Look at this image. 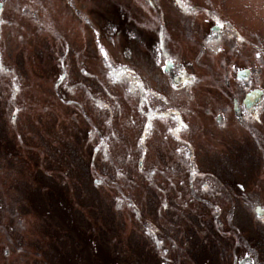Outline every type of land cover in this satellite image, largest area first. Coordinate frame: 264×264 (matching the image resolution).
Returning <instances> with one entry per match:
<instances>
[{
  "label": "rangeland",
  "instance_id": "rangeland-1",
  "mask_svg": "<svg viewBox=\"0 0 264 264\" xmlns=\"http://www.w3.org/2000/svg\"><path fill=\"white\" fill-rule=\"evenodd\" d=\"M234 1L217 0L218 9L225 14L243 0ZM72 3L8 0L0 12V264H264V140L247 118L240 136L250 152L226 137L213 140L211 112L221 104L214 107L211 91L223 94L211 86L217 58L198 65L185 28L170 33L172 49L190 65L172 95L163 67L152 62L151 54L170 48L166 32L156 35L155 11L147 30L142 3ZM80 7L95 28L87 33ZM162 7L174 19L164 0ZM241 12L240 23L227 18L247 44L261 35L260 21L251 9ZM247 46L236 58L251 64ZM225 65L214 69L221 79ZM66 76L69 89L60 83ZM166 156L170 165L160 167ZM168 196L172 207L163 204Z\"/></svg>",
  "mask_w": 264,
  "mask_h": 264
},
{
  "label": "flooded vegetation",
  "instance_id": "flooded-vegetation-1",
  "mask_svg": "<svg viewBox=\"0 0 264 264\" xmlns=\"http://www.w3.org/2000/svg\"><path fill=\"white\" fill-rule=\"evenodd\" d=\"M59 1V0H57ZM135 3H142L145 6V12L148 14V22L146 23V29L150 30L151 26V18L150 15L153 14L155 11L157 14V18L159 21H157V24L154 28L156 35L165 33L166 36L163 39V42H168L170 45V48L167 51H155V55H152V62H155L158 66L163 67V72L166 80V85L168 87V90H164L169 92L173 95L172 87H182V82L184 81V75L186 72V67H189L190 65L186 62L184 57L179 54L178 52L175 53L174 50L171 47L169 38L170 33H174V30L176 32L184 33L185 28V37L192 42V44L196 45V51L197 54L196 62L197 64H202V58L205 59L206 57L210 58V64L212 60H215L219 62V64L216 65H223V63H226V65L223 67V73L222 79L220 78V74L216 72L214 69L217 68L216 65H212V68H210V75H211V83L213 88H219L221 90V93H217L214 91H211V96L213 100L214 107L217 104H221V108L217 109L215 111H212L213 117L217 116V121H215L217 124L211 123L212 129L214 130V135L212 138L213 140H220L221 138L226 137V141H228L230 144H233L236 147H239V144L246 145L247 146V139L246 135L240 136L244 129L242 127H245L246 132L248 129L244 125V120L247 118L248 120H252L251 128L255 129L257 134L260 133V135H256V138H259L260 140H264V132L261 134L260 127L261 123L264 124V5L263 3L259 2V0H238L234 1V3L238 4L242 1L240 5L233 6L232 9H229L228 11L223 14L217 6V0H164V4L166 6V11L168 15L173 12L174 19L170 20V18L166 19L165 10L162 7V0H132ZM8 0H0V4L2 7V14H4L6 10V4ZM133 7H136L133 2H131ZM23 6V9L20 11L22 12V15L28 20H33L29 16L31 8L26 7L27 4H21ZM20 5V6H21ZM70 5H74L72 3V0H70ZM21 6V7H22ZM251 9V11H255L257 14L260 23H259V29L261 30V35L257 38H253L250 36V40L248 38L247 44H246V36H244L241 32V30L237 27V25L233 24L230 20H228L227 16H229L233 21L238 23V17H243L241 10L244 8ZM76 12L83 21V29L82 31L87 33L89 31V27H92V23H90L89 15L87 11L84 9L76 8ZM69 14L70 22L69 24L72 25V18L73 14ZM59 18H64L62 15L58 14ZM35 16H38L37 13H35ZM56 16V20L59 19ZM225 16V17H224ZM245 20V17H243ZM240 23V22H239ZM44 22H41L40 25L44 27ZM169 25V28H168ZM220 25H223V27H220ZM242 27L245 29L246 32L250 31V27H247L244 24H241ZM172 31L170 32V28H172ZM94 28V27H92ZM95 29V28H94ZM119 29V28H118ZM76 32L78 29H75ZM252 30V29H251ZM234 32V33H233ZM96 33L99 34V37H101V32L96 31ZM69 36V40H71L72 44V38L73 33L70 31H67L65 33ZM235 34V35H234ZM61 35V34H60ZM199 36V38L197 37ZM249 36V35H248ZM184 40V37H182ZM247 45H250L249 53L251 54V64H247L245 62H241V60L237 59L236 57H241L243 55V50L246 49ZM231 52V53H230ZM66 54L71 56V47L67 48ZM233 55L234 60L232 62H228V60H219L220 57H228L230 55ZM208 55V56H205ZM170 62V63H169ZM231 63V64H229ZM209 64V65H210ZM208 66V65H207ZM233 66H235L236 69V75H231V71L233 69ZM233 77V78H230ZM68 79V80H67ZM64 82L69 83L70 79L69 76H66L62 79ZM233 80L236 81L238 85H236ZM66 89L70 88L69 84L65 85ZM155 95V97L159 100L166 99L165 94L158 92ZM219 95V100L217 99L216 95ZM162 98V99H161ZM98 103H103L100 99H97ZM162 107H166V104H162ZM164 111L167 112L166 109ZM207 112V111H206ZM205 118L206 113L204 114ZM253 116H256L259 121H253ZM239 122L240 125L233 126L232 123ZM25 125V124H24ZM23 125V126H24ZM219 127V128H218ZM262 128V127H261ZM229 129V130H228ZM233 129L235 130L233 132ZM228 138L232 139L229 140ZM222 140V139H221ZM249 141L252 143L254 142V139L252 137H249ZM221 142V141H220ZM213 143V142H212ZM255 143V142H254ZM256 148H263L262 144L256 143ZM210 146H208L209 148ZM198 148L201 149L200 143H198ZM248 148V146H247ZM192 149L197 150L196 144H193ZM248 152H250L248 148ZM264 153V151H263ZM257 156V154H253V156ZM198 156H196L197 158ZM258 157V156H257ZM172 160V158H169L168 156L164 157V161L162 162L160 167H163L165 165H170L169 162ZM197 161V159H196ZM206 179L210 180V184L217 183L219 187H216L217 189L220 188V183L217 179L212 178L211 171L207 173L205 171ZM208 180V181H209ZM207 183V182H206ZM192 184V183H191ZM205 184V183H202ZM222 186V184H221ZM223 187V186H222ZM224 188V187H223ZM227 188V187H226ZM225 189V188H224ZM229 188H227L228 190ZM172 191V189L168 188L167 192ZM229 192V191H228ZM170 196V195H169ZM169 196L166 198L165 201H163V204H169L168 206L173 205V203L170 202ZM173 199L172 202L178 204V198L179 196L176 193L172 194ZM165 199V198H164ZM243 201V199H241ZM169 207V208H171ZM232 217V216H231Z\"/></svg>",
  "mask_w": 264,
  "mask_h": 264
},
{
  "label": "trees",
  "instance_id": "trees-1",
  "mask_svg": "<svg viewBox=\"0 0 264 264\" xmlns=\"http://www.w3.org/2000/svg\"><path fill=\"white\" fill-rule=\"evenodd\" d=\"M159 199H160V198H159V196H158V201H159ZM110 213H114L115 216H117V217H119V215H121L119 209H117V208L112 209V207H110ZM175 225H176V222L173 221L172 224H171V228L174 229ZM184 229H185V228H184ZM194 238H196V237H194L192 234L189 235V240H192V239H194ZM97 243H102V242H101V241H97ZM191 243H193V242H191ZM119 252H120V250L117 252L118 255H119ZM122 254H123V253H121L120 255H122ZM91 262H94V260L92 259Z\"/></svg>",
  "mask_w": 264,
  "mask_h": 264
},
{
  "label": "bare ground",
  "instance_id": "bare-ground-1",
  "mask_svg": "<svg viewBox=\"0 0 264 264\" xmlns=\"http://www.w3.org/2000/svg\"><path fill=\"white\" fill-rule=\"evenodd\" d=\"M1 10H2V7H1V4H0V12H1Z\"/></svg>",
  "mask_w": 264,
  "mask_h": 264
},
{
  "label": "snow or ice",
  "instance_id": "snow-or-ice-1",
  "mask_svg": "<svg viewBox=\"0 0 264 264\" xmlns=\"http://www.w3.org/2000/svg\"><path fill=\"white\" fill-rule=\"evenodd\" d=\"M220 27H223V25H220ZM170 63V62H169Z\"/></svg>",
  "mask_w": 264,
  "mask_h": 264
}]
</instances>
